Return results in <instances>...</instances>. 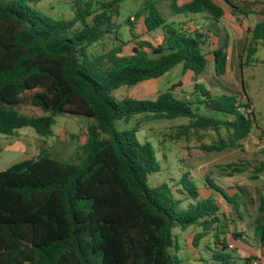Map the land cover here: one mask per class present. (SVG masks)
<instances>
[{
	"label": "trees",
	"instance_id": "obj_1",
	"mask_svg": "<svg viewBox=\"0 0 264 264\" xmlns=\"http://www.w3.org/2000/svg\"><path fill=\"white\" fill-rule=\"evenodd\" d=\"M41 1L0 0V135L31 128L41 137H52L55 117L62 115L91 121L75 162L56 160L41 149L35 158L0 171V264H177L169 253L172 231L188 228L198 230L192 241L195 249L212 237L213 262L249 264V258L226 254L230 248L221 238L226 218L216 198L231 203L240 216L239 195L219 193L216 180L207 178L216 195L202 197L187 173L177 189L166 183L149 186V176L160 171L156 150L138 140L137 126L119 131L116 122L128 123L138 115L186 118L189 122L178 128L177 139L190 130L222 127L227 142L202 146L208 152L221 151L236 146L252 130L254 116L244 112L250 100L245 97L240 104L231 93L213 97L202 84H195L194 92L183 99L174 93L175 86L154 100L116 101L110 96L123 86L159 79L177 66L183 74L206 70L207 35L218 31H188L185 23H168L160 9L163 4L170 5L173 15H205L216 24L224 17L223 9L213 0H134L140 5L133 17L142 19L146 32L161 30V42L139 41L131 54L122 55L126 43L115 32L119 45L90 56L88 48L118 30L113 17L129 0L75 1L70 19L38 11L35 6ZM224 1L236 15L253 13ZM125 22L133 27L129 19ZM259 44H264V21L251 31L247 62ZM225 49L221 45L212 52L217 77L226 73ZM200 106L234 118L200 115ZM20 108H36L42 115H23ZM232 167L226 166L242 173ZM263 173L261 161L252 167L251 179ZM184 202L189 203L181 208ZM253 233L264 255L262 197Z\"/></svg>",
	"mask_w": 264,
	"mask_h": 264
},
{
	"label": "rangeland",
	"instance_id": "obj_2",
	"mask_svg": "<svg viewBox=\"0 0 264 264\" xmlns=\"http://www.w3.org/2000/svg\"><path fill=\"white\" fill-rule=\"evenodd\" d=\"M8 3L12 0H3ZM75 1L81 0H42L35 9L55 19H70L73 16ZM107 1V0H93ZM184 0H179L182 4ZM224 11V17L216 24L205 15H193L191 25L193 30H207L208 27L218 31L217 35L208 33L205 51L208 65L203 74L195 75L191 72L182 73L181 66H177L163 77L139 83L133 87L123 86L113 91L110 96L119 101L123 98L154 100L159 93L175 86L174 93L179 98L189 97L194 92L195 84H202L209 89L213 97L231 93L237 96L240 104H245V97L249 107L244 110L246 114H253L254 122L249 135L234 147H228L221 151L208 152L202 146L227 142V134L220 127L217 131L212 129L198 130L187 136L176 138L175 134L180 126L188 124L186 118L173 120H152L145 115L135 116L128 123L116 122L119 131L138 127L137 138L141 143L149 142L156 150L160 171L149 176L148 185L158 186L162 183L178 188L182 174L186 178L193 179L201 196H212L214 191L210 189L207 178L215 179L219 193L226 195L238 194L240 216L237 215L234 206L223 198H216L221 213L225 216L226 227L221 238L231 245L226 254L239 259L249 258V264H264V255L257 239L254 236V224L258 215L260 198L264 200V173L258 175V180L252 178V167L264 161V44L256 47V53L246 59V48L251 39V31L255 25L264 21V0H231L240 9H248L253 12L247 16L233 13L224 0H213ZM140 2L129 0L120 5L119 14L113 17V22L118 25V30L113 34L104 36L99 42L88 48L90 56L99 55L119 45L117 38L126 44L122 46V55L131 54L132 47L139 41H147L158 44L162 40L161 30L146 32L142 19L136 20L133 13L138 9ZM167 22L186 23L188 17L173 15L170 5L163 4L160 7ZM129 19L133 27L126 24ZM225 45L227 54L226 73L217 77L213 51L219 46ZM182 92V94H181ZM195 111V107H192ZM20 113L27 116H41L42 112L36 108H20ZM200 115L217 119H233L232 114H221L200 106L197 112ZM89 119L62 115L55 117L52 137H41L31 128H22L14 136L0 135V171L13 164L35 158L41 149H46L52 158L65 162H75L79 147L86 140V127ZM233 165L232 169L242 173H233L226 166ZM226 168V172L221 170ZM232 176H227L226 173ZM242 190V193L239 191ZM202 189V190H201ZM216 195V193H215ZM202 196V197H203ZM220 196V195H219ZM189 202L181 204L185 208ZM197 229L188 228L185 231L175 229L172 231V246L169 253L177 264H217L212 261V237L204 238L197 249L192 248V240ZM237 234L241 238L235 239ZM201 255L202 261H194L195 255ZM241 263V261H237Z\"/></svg>",
	"mask_w": 264,
	"mask_h": 264
},
{
	"label": "crops",
	"instance_id": "obj_3",
	"mask_svg": "<svg viewBox=\"0 0 264 264\" xmlns=\"http://www.w3.org/2000/svg\"><path fill=\"white\" fill-rule=\"evenodd\" d=\"M187 0H184L182 3H184V2H186ZM192 21H194V19L192 20V18L191 17H188V20L186 21V23H185V25H188V24H191V22ZM202 190V189H201ZM204 191H211L210 189H206V190H204ZM201 192L202 191H200V194H201ZM212 192V191H211ZM203 196V195H202ZM203 197H207V196H203ZM198 231V230H197ZM193 241V240H192ZM226 243H228V241H226ZM229 246H231V245H229ZM192 248H194L193 247V245H192ZM195 249V248H194ZM198 253V252H197ZM198 255H199V257L197 258L196 257V255H195V257H194V259H196V260H194V261H201L202 260V258H201V255L198 253Z\"/></svg>",
	"mask_w": 264,
	"mask_h": 264
},
{
	"label": "built area",
	"instance_id": "obj_4",
	"mask_svg": "<svg viewBox=\"0 0 264 264\" xmlns=\"http://www.w3.org/2000/svg\"><path fill=\"white\" fill-rule=\"evenodd\" d=\"M185 30H188V31H193V26L191 24H188V25H184L183 27ZM229 248H231V246H229ZM257 262L256 261H253L252 264H256Z\"/></svg>",
	"mask_w": 264,
	"mask_h": 264
}]
</instances>
